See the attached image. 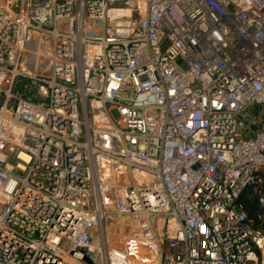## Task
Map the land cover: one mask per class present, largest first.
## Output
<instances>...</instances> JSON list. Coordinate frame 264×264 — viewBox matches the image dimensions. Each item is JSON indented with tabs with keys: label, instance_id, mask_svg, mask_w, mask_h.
I'll return each mask as SVG.
<instances>
[{
	"label": "built area",
	"instance_id": "built-area-1",
	"mask_svg": "<svg viewBox=\"0 0 264 264\" xmlns=\"http://www.w3.org/2000/svg\"><path fill=\"white\" fill-rule=\"evenodd\" d=\"M0 264H264V0H0Z\"/></svg>",
	"mask_w": 264,
	"mask_h": 264
},
{
	"label": "trees",
	"instance_id": "trees-1",
	"mask_svg": "<svg viewBox=\"0 0 264 264\" xmlns=\"http://www.w3.org/2000/svg\"><path fill=\"white\" fill-rule=\"evenodd\" d=\"M246 194L250 195L251 190H248ZM246 194L243 196L242 201L246 204V206H248L249 215L255 216L258 211L256 201L253 197L246 196Z\"/></svg>",
	"mask_w": 264,
	"mask_h": 264
},
{
	"label": "rangeland",
	"instance_id": "rangeland-1",
	"mask_svg": "<svg viewBox=\"0 0 264 264\" xmlns=\"http://www.w3.org/2000/svg\"><path fill=\"white\" fill-rule=\"evenodd\" d=\"M112 117H113L114 119H117V118H118L117 113H116V112L112 113ZM249 117H251V111H249L248 113H246V115L242 116L240 120L242 121V123L245 124V123L248 122V118H249Z\"/></svg>",
	"mask_w": 264,
	"mask_h": 264
}]
</instances>
